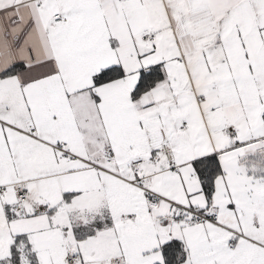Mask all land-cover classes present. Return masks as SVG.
<instances>
[{
  "label": "snow or ice",
  "instance_id": "obj_1",
  "mask_svg": "<svg viewBox=\"0 0 264 264\" xmlns=\"http://www.w3.org/2000/svg\"><path fill=\"white\" fill-rule=\"evenodd\" d=\"M0 264H264V0H0Z\"/></svg>",
  "mask_w": 264,
  "mask_h": 264
}]
</instances>
